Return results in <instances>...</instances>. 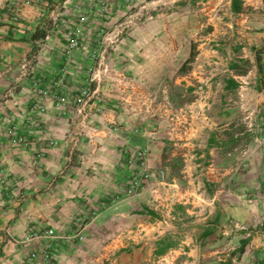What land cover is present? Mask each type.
I'll use <instances>...</instances> for the list:
<instances>
[{"label":"crops","instance_id":"obj_1","mask_svg":"<svg viewBox=\"0 0 264 264\" xmlns=\"http://www.w3.org/2000/svg\"><path fill=\"white\" fill-rule=\"evenodd\" d=\"M60 4L64 27L49 21ZM100 4L105 13L97 12ZM137 12L150 20L105 54L106 65L124 70L129 86L121 92L105 85L104 111L93 118L101 128L116 124L115 134L85 138L86 129L71 127L51 101L42 114L32 110V75L47 87L58 79L67 28L79 29L80 45L56 90L72 97L96 63L102 28L114 30ZM220 20L223 34L246 38L250 72L232 75V64L215 59L210 42L219 33L210 26ZM48 27L44 40L33 39ZM233 87L264 115L263 0H0V264H27L43 248L47 229L58 235L49 264L221 263L215 260L221 249L243 238L218 247L225 238L216 231L231 220L252 225L260 208L245 201L244 191L264 180L263 146L236 175V199L216 202L233 160L223 154L246 132L229 125L238 107L222 105ZM184 95L190 102L182 103ZM17 137L23 142L13 143ZM124 148L146 150L149 165L165 177L155 175L129 194ZM77 226L81 242L70 240ZM31 233L37 236L25 241ZM252 243L241 264L250 254L264 257V243L254 252Z\"/></svg>","mask_w":264,"mask_h":264},{"label":"built area","instance_id":"obj_2","mask_svg":"<svg viewBox=\"0 0 264 264\" xmlns=\"http://www.w3.org/2000/svg\"><path fill=\"white\" fill-rule=\"evenodd\" d=\"M104 4L99 5V9H103ZM62 5H57L50 15V23L52 25H60L64 27L65 21L61 15ZM148 16H145L141 12L131 14L124 18L123 21L117 23L114 30L104 31L100 35V43L102 44L100 52L95 54V64L87 70L86 77L83 79L82 87L72 96L66 97L59 93L56 87L62 84L64 76L67 74V66L74 56L76 50L80 45V31L74 26V28L66 29V43L64 46V64L60 68L58 79L52 84L51 87L43 86V78L40 76L32 75L33 81L31 89L35 96V101L32 104V110L42 114L46 111V101H51L56 109L59 110L62 116H66L70 126L73 128L86 129L85 138L89 140L91 137L98 135L97 138H103L111 134H115L118 131L116 124H111L108 127L101 128L98 124L94 123L93 118L99 117L103 111L106 103V98L103 95V88L105 85H113L115 88L126 90V77L124 71L120 70L115 72L111 70L105 63V54L108 50L113 48L124 36L130 31V29L136 24H140L144 20H147ZM84 19H80V23H83ZM32 74V72H30ZM125 87V88H124ZM117 104V103H116ZM102 136V137H101ZM94 138V137H93ZM23 142L21 137L15 138L13 143ZM123 156L130 170V179L128 182V193L134 194L141 189L146 183L155 175L160 178H164V171H155L148 162L147 151L140 148H124ZM75 238L81 242L83 240L80 235L83 230L82 226H77ZM37 236L36 233L28 234L25 237V241L34 239ZM42 236L45 239L43 248L29 256L27 264H34L37 259L42 260L46 264H49L55 257V251L53 247V241L58 237L54 233L53 229H47Z\"/></svg>","mask_w":264,"mask_h":264},{"label":"rangeland","instance_id":"obj_3","mask_svg":"<svg viewBox=\"0 0 264 264\" xmlns=\"http://www.w3.org/2000/svg\"><path fill=\"white\" fill-rule=\"evenodd\" d=\"M105 7L103 6V9L101 11H98L99 13H105L104 12ZM150 20V19H148ZM217 26H210L212 32L214 28H217V32L219 34H215V36L212 38L213 40L210 42L212 44V50L217 55L215 59L222 58L224 61H228L232 65H236V68L232 70V75L240 76L243 74H246V72H250V57L251 55V49L250 46L245 43L246 38L241 37L240 34L235 33L233 36H228L227 34H223L222 28H224V21H216ZM142 23V22H141ZM106 31H111L110 29L102 28ZM244 48H246V51H244ZM241 56H247L248 58H240ZM230 58V59H229ZM225 61V62H226ZM217 65V64H216ZM124 71V70H123ZM206 71V70H205ZM220 73L221 67L219 69ZM229 75V73H225L224 76L226 77ZM255 73H249V76H253ZM239 81V80H237ZM138 86V87H137ZM202 85H197V88L199 91H202ZM125 88V87H124ZM137 90H142L144 87L142 85H136ZM196 88V89H197ZM236 87L231 88L230 92L232 95L230 96L229 101L222 102V105L229 104L231 106H237L236 108V116L231 119L229 122L230 126H234V129H243L246 130L245 134L243 135V139L240 141H237V143H234L229 150H226L223 155H230L231 158H233L231 164H229L230 174L228 179L224 183H221L219 192L216 196V202L220 203H228V199H236L234 196L235 188H236V180L235 177L238 175L244 168H245V162L246 158L249 157V155L253 151H258L261 147L264 146V115L262 112H259L257 108H255V105H253V101L250 98H247L244 100L243 96H240L239 93L241 90L237 88L236 92H234ZM239 91V92H238ZM245 91V90H243ZM264 98L260 101V103H264ZM190 102V98L187 95H184L182 98V103H188ZM202 102V101H201ZM259 115V117H258ZM185 118L188 119V117L184 114ZM199 120H203V116H198ZM207 117H204V119ZM228 122V121H227ZM223 122H221L222 124ZM222 155V156H223ZM220 156H217V158ZM205 166V165H204ZM217 165H212L211 167H214ZM209 167V168H211ZM220 182H218L219 184ZM244 199L248 203L257 204L260 208L259 214H253L252 219L253 223L250 226L247 225H240L234 220H231V222H228L224 227L219 228L216 231V238H225V240H222V244H220L218 247H223V244H225L226 241L229 240V238H233V236L240 235L243 239H249L250 241H253L252 243V251L256 243H264V232L259 230V227L264 223V180L259 181L258 184L252 185L250 187H246L244 191ZM233 203V202H231ZM78 228H76L77 230ZM81 234V233H80ZM76 232L72 235H70V240H75ZM58 236V235H57ZM60 237V236H59ZM68 237V236H67ZM232 240V239H231ZM249 241V242H250ZM257 241V242H255ZM249 244V243H248ZM240 246L239 244H232L227 249H221V252L216 255V263L219 262H230V264H238L240 261L241 254H236L232 256V253L237 250ZM234 248L232 251L230 248ZM203 249V248H202ZM206 250V248H205ZM254 252V251H253ZM206 260V259H205ZM202 259H200V264L202 263ZM189 264L192 261H188ZM241 264V263H240ZM244 264H264V257L261 258V256L253 254L249 255V258L246 260Z\"/></svg>","mask_w":264,"mask_h":264},{"label":"trees","instance_id":"obj_4","mask_svg":"<svg viewBox=\"0 0 264 264\" xmlns=\"http://www.w3.org/2000/svg\"><path fill=\"white\" fill-rule=\"evenodd\" d=\"M263 3H264V0H263ZM48 29H49V27L46 28V29H44V30H42L39 34L34 35L33 36V39H36V40H40V39L41 40H44L46 38L47 34H48ZM37 50H38V47H34V49L31 50V52L29 53L28 58H30L31 55H34ZM258 62H259V58L256 57V63H257L258 71L260 72L261 69L259 67V63ZM231 67L233 69H235L236 68V65H231ZM259 230H261V231L264 232V223L259 227ZM249 241L250 240L248 238L241 240L240 241L239 248L232 253V256L233 255H236V254H242L244 252L245 247L248 245ZM219 264H230V262L229 261L228 262H221Z\"/></svg>","mask_w":264,"mask_h":264}]
</instances>
